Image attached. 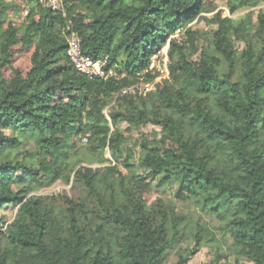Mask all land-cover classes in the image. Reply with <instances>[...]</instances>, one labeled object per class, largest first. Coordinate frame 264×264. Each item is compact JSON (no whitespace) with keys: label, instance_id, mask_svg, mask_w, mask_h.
<instances>
[{"label":"trees","instance_id":"obj_1","mask_svg":"<svg viewBox=\"0 0 264 264\" xmlns=\"http://www.w3.org/2000/svg\"><path fill=\"white\" fill-rule=\"evenodd\" d=\"M220 2L231 14L264 4L64 0L63 14L39 0H0V212L18 207L8 226L0 215V264H164L173 248L176 264H189L212 239L163 199L147 203L168 187L219 220L236 264H264V10L255 25L253 13L223 17ZM215 12L213 35L176 37ZM71 32L87 56L108 58L117 79L74 68ZM165 47L168 74L159 79L150 64ZM148 125L161 127V137L141 133L133 165L123 147L131 130ZM24 142L37 150L22 156ZM58 182L72 193L33 195ZM223 258L216 252L208 264Z\"/></svg>","mask_w":264,"mask_h":264},{"label":"rangeland","instance_id":"obj_2","mask_svg":"<svg viewBox=\"0 0 264 264\" xmlns=\"http://www.w3.org/2000/svg\"><path fill=\"white\" fill-rule=\"evenodd\" d=\"M217 12L221 11L223 13V17H229L231 19L240 20L247 16L249 13H253L252 16V23L256 25L258 14L264 10V4H261L252 9H242L236 12L235 14H231L226 3L220 2L218 5ZM217 12L210 14V15H202L198 17L190 26L180 29L182 34L185 33L186 30L192 29L197 31L199 35H204V37H209L213 35V32L217 29V25L215 23H211L214 14ZM178 32H176V35ZM234 49L237 51H242L245 49L246 44L244 41L232 39ZM204 43V42H203ZM164 55L160 56L159 59L153 58L150 64V70L153 72H157L159 74V79L167 77L168 70V47L164 48ZM158 79V80H159ZM157 80V81H158ZM152 82L148 84H139L138 86H134L130 89H127V92L134 93L135 90H151L152 86L157 82ZM116 109L115 103H112L104 110L105 117L111 121L112 113ZM112 128H114L112 126ZM117 129L123 132H127L128 125L126 123H121L117 126ZM162 128L159 126L148 125L146 127H142L139 129H133L130 132L129 138L126 141L123 151L125 156L130 157V163L133 165L138 164V158L140 156V144L142 142V138L140 137L141 133H144L149 138H160L161 137ZM7 135H13L11 130L5 131ZM83 142H86L85 140ZM20 151L22 156L25 153H34L37 148L35 142H24L20 146ZM105 156L110 160L112 159V153L109 149H105ZM107 165V164H106ZM83 166H88V164H83ZM104 166V165H103ZM90 167L97 169L102 167L100 164H93ZM121 171L123 173H127L124 167H121ZM72 193L71 186L65 185L62 182H58L52 186L43 188L33 193V195L42 196V195H53L59 193ZM175 188L168 187L163 189L156 188L147 198V203L151 204L152 202L156 201L157 199H163L165 202L173 205L176 211L179 214L185 215L189 221L197 222L205 226L206 230L204 231L205 240L212 239L210 242H207L203 245L202 249L194 256L191 257L189 260V264H208L216 257V252H219L224 258L219 262V264H236L237 260L235 254L232 250V238L230 235H224L220 230V222L219 220L211 215L202 213L198 207H196L193 201H179L175 198ZM18 211V207L11 206L6 207L0 212V215L6 217L8 226L16 217ZM2 228V225L0 226ZM191 245V242L188 240L186 243L181 245L182 248H186ZM178 260L177 257V249L173 248L168 251L166 260L164 264H176ZM240 261L245 262L247 261L241 259Z\"/></svg>","mask_w":264,"mask_h":264},{"label":"built area","instance_id":"obj_3","mask_svg":"<svg viewBox=\"0 0 264 264\" xmlns=\"http://www.w3.org/2000/svg\"><path fill=\"white\" fill-rule=\"evenodd\" d=\"M39 3L44 8L53 12L65 14L64 0H39ZM177 32L178 34L176 37L180 38L182 32L181 30H178ZM68 43V58L78 72L101 80H108L111 78L117 79L118 75L115 69L108 67V58L105 57L102 59H93L92 57L87 56L84 53L81 47L80 39L75 32L70 33L68 37ZM162 55L163 54L160 53L159 56L155 58L159 59V57Z\"/></svg>","mask_w":264,"mask_h":264}]
</instances>
